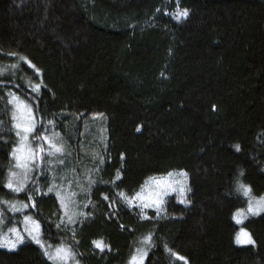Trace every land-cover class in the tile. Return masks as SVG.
I'll return each instance as SVG.
<instances>
[{"label":"trees","instance_id":"obj_1","mask_svg":"<svg viewBox=\"0 0 264 264\" xmlns=\"http://www.w3.org/2000/svg\"><path fill=\"white\" fill-rule=\"evenodd\" d=\"M177 7L188 15L175 19ZM8 53L40 72L21 61L0 74V230L29 215L46 245L63 242L79 264H128L148 232L143 264H264V211L233 218L247 208L238 177L264 196V0H0V67L16 63ZM9 91L31 105L33 137L64 146L41 154L21 192L5 186L18 141ZM181 169L187 203L170 195L142 220L116 195ZM54 178L71 181L91 215L70 222L47 191ZM239 228L254 243L237 244ZM0 264L53 262L25 239L0 247Z\"/></svg>","mask_w":264,"mask_h":264},{"label":"snow or ice","instance_id":"obj_2","mask_svg":"<svg viewBox=\"0 0 264 264\" xmlns=\"http://www.w3.org/2000/svg\"><path fill=\"white\" fill-rule=\"evenodd\" d=\"M166 10V9H165ZM175 19L179 20L181 17H186L188 15V9H180L179 7L176 8V10L172 13ZM8 56L16 57V63L7 65L5 67H0V74H3L8 70V68L16 69L20 66V62L23 61L25 64H27L30 68L35 70L36 74H39L40 69L36 68L35 65L31 63L30 60H28L27 57L23 55H19L17 53H8ZM15 73H13V76ZM35 83L32 85L33 91L38 92L41 84ZM9 103L13 104V111H12V119H13V126L16 129H22L23 135L21 134V131H17L16 135L20 137V143L18 145H15L13 147L12 152L10 155H12L16 160V167L24 169L23 176L16 172L10 173V178L8 182L6 183V187L12 190L13 192H21L25 188V181L29 178V174L31 173V170L33 167H38V161L42 159V153H47L48 157H52L53 155L57 153H63L64 146L62 143L56 142L53 138H50L49 135L45 134V132H39V138L33 137V139H39L42 141V143H37L36 149H32L31 147L27 148L25 151V145L24 141L28 139V134L32 132L35 129V118L34 113L32 110L31 105H26L25 101L20 99L16 93H13L9 91ZM215 107V106H213ZM16 110H19L22 114L26 113V116L22 115L21 122H17V115ZM96 115H102V114H96ZM48 123H52V121H48ZM139 128V126H138ZM54 135H58L54 134ZM43 144H47L48 147H43ZM237 150H239V145H236ZM49 163H52L53 161L49 160ZM57 163L63 164L64 161L62 159L57 158ZM73 172H75V169H72ZM180 173L186 177V173L181 169ZM173 175L172 172H168L167 176H162L158 180H155L154 183L157 185V189L151 192L149 195L145 196L143 194V190L145 188V185H141L140 191L134 192L131 196L128 195L123 190H120L116 195L121 199L122 202L127 203L130 207L135 202L137 203V206L140 207V219H146L147 213L143 211L144 208H155L157 214L163 211V201H162V195L163 192L160 190L162 185H167L168 187H171V185L168 183V177H171ZM241 175H243L241 171ZM120 176L119 170H117L116 178L118 179ZM11 177H16L18 184L13 183ZM63 179V177H61ZM153 178H149V180H152ZM92 181H90L91 183ZM0 183H3L0 181ZM69 185L71 184V181L68 182ZM236 188L235 191L237 193L242 194V197L247 198V213L248 214H258L261 211H264V196L260 197H253L252 196V189L249 185L243 183L239 177L235 181ZM174 190V189H173ZM183 186L180 187L179 191L181 195L186 191ZM48 192L55 191L56 196L60 202L61 208L64 209L65 214L68 215V219L70 222L72 221V217L74 215H80V216H88L91 215L90 213H84L82 211L77 212L74 208L70 207V205H73L75 203L74 200L71 198L75 195L74 192L65 191L63 194L59 190L55 188V178L53 179V183L48 185L47 188ZM37 192H39V186H37ZM103 195V194H102ZM104 199L107 200L108 196L104 195ZM27 200L31 202L32 206L35 207V201L33 200V194L29 193L27 196ZM0 202L4 204H9V201L7 200H0ZM184 203H187V201H183ZM23 208H27L29 205L27 203L21 202ZM112 204H115V200L112 201ZM12 211H18L16 207V202H12ZM245 213V210L243 208H238L236 210V213L233 214V218L236 219L237 216L243 215ZM63 218V217H62ZM24 221V228L23 233L20 231V229L17 226H11L7 228V232H4L0 230V247H7L10 249H14L17 244L21 243L26 233L28 236L31 237V239L41 247V249L47 248V251H44V255L53 262V264H69L71 261L72 264H79L78 261L75 260V254L72 252L71 248L65 245L63 242L53 245H46L45 242L39 238V230H40V224L39 222L34 219L33 217L29 215L23 216ZM239 222V220H237ZM241 232L244 233V236L246 239L241 240L240 234H237V242L238 243H254L251 240V237L247 232H245L243 229H241ZM9 234H12L9 236ZM153 233L148 232L145 235L140 237V246L135 248V250L131 253L129 257L128 264H143L144 257L147 254V247H151L153 244ZM92 244L95 246V248L100 249L103 251L105 248L108 247L107 244L103 242L102 239L93 240ZM165 250L170 252V254L173 257L178 258L181 261H185V257L179 255V253H176L168 248L167 244L164 245Z\"/></svg>","mask_w":264,"mask_h":264},{"label":"rangeland","instance_id":"obj_3","mask_svg":"<svg viewBox=\"0 0 264 264\" xmlns=\"http://www.w3.org/2000/svg\"><path fill=\"white\" fill-rule=\"evenodd\" d=\"M25 104H26V103H25ZM26 105H28V104H26ZM11 107H12V110H11V117H12L13 104H11ZM16 115H17V122H21L22 115H23V116H26L27 114H26V113L22 114L19 110H16ZM12 121H13V119H12ZM13 127H14V126H13ZM14 129H15V132H17V131H21V134L23 135V131H22V129H16V128H14ZM19 143H20V137H18V141H17V144H16V145H18ZM24 145H25V151H26L27 148H29V147H31V148L34 149V150L36 149V145H35L34 142H33V131L30 132V133L28 134V139L24 141ZM15 165H16V160H15V158L13 157V168H12V170H11L10 173H12V172H16V173L20 174L21 176H23V173H24L25 170H24V169H21V168H18V167H16ZM33 168H34V167H33ZM33 168H32V170H33ZM32 170H31V173H32ZM10 173H9L8 180H9V178H10ZM31 173H30V174H31ZM172 173H173V175H172L171 177H168V183L171 185V187H168L167 185H162L161 188H160V190L163 192V195H162V201H163V203H164L165 198L168 197V196H170V195H176L177 198L182 202V200H183V198H184V196H185V194H186V191H185V192L181 195L179 189H180L181 186H183V187L186 189V186H187V178H186L185 176H183V175L180 173V171H173ZM30 174H29V176H30ZM163 176H167V174H166V175H163ZM160 177H162V176L152 177V178H153L152 180H149V179H148V180L144 183L145 188H144V190H143V194H144L145 196L149 195L151 192H153L154 190L157 189V185L154 183V181H155V180H158ZM11 179H12V182H13V183H17V184H18V181H17L16 177H11ZM27 180H28V179H27ZM27 180L25 181V185H26V183H27ZM55 188H56L57 190H59V191L61 192V194H63L66 190L75 193V190L73 189L72 184L69 185L68 182H63V181L59 182V181H58V182L55 184ZM140 189H141V188H140ZM173 189H174V190H173ZM139 191H140V190H139ZM54 192H55V191H54ZM71 199L74 200L75 203H74L73 205H70V207L74 208L77 212H79V209H78V207H77L76 193H75V195H74ZM183 201H184V200H183ZM137 203H139V202H135V203H133V206H137ZM162 206H163V205H162ZM16 207H17V209H19V210L22 209L21 207H18V206H16ZM137 207H138V206H137ZM19 210H18V211H19ZM143 210H153V211L156 212V209H155V208H144ZM244 210H245V213H244L243 215H239V216H237V218L235 219V222H236V223L241 224V223L243 222V220H244L247 216H255V215H258V214H260V213L262 212V211H261V212H259L258 214L253 215V214H248V213H247V208H245ZM11 212H17V211H12V210H11ZM64 215L67 216V218H68V215L65 214V212H64ZM77 216H78V215H74V216L72 217V220L76 219ZM237 220H239V222H237ZM17 227H18V228L20 229V231L23 233V228H24V221H23V218H22V221H21V225H20V226H17ZM241 229H242V228H239L237 234L239 233V234H240V239H241V240H244V239H246V237L244 236V233L241 232ZM3 231H4V232H7V228L3 229ZM245 232H246V231H245ZM237 234H236V243H237V244H239V245H247V244H249V243H238V242H237ZM11 235H12V234H9V236H11ZM24 236H25L24 240H25V239H29V240H31L32 242H34V241L31 239V237L28 236L26 233L24 234ZM39 238H40V236H39ZM24 240H23V241H24ZM34 243H35V242H34ZM19 244H20V243H19ZM19 244H17V246H18ZM17 246H16V247H17ZM16 247H15V248H16ZM4 248H7V247H4ZM15 248H14V249H15ZM8 249H10V248H8ZM47 250H48L47 248L44 249V251H47ZM75 260H76V259H75ZM69 264H72V262L70 261Z\"/></svg>","mask_w":264,"mask_h":264}]
</instances>
